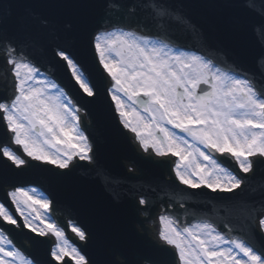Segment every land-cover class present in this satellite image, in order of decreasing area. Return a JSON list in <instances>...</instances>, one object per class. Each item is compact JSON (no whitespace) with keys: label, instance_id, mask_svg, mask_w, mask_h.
Wrapping results in <instances>:
<instances>
[{"label":"rangeland","instance_id":"rangeland-1","mask_svg":"<svg viewBox=\"0 0 264 264\" xmlns=\"http://www.w3.org/2000/svg\"><path fill=\"white\" fill-rule=\"evenodd\" d=\"M132 42H134V44H132ZM121 43L125 45L124 54H122L120 50ZM97 46L102 63L105 66L107 65L108 69H120V75L118 77L119 85L117 89L115 88L113 91V95L119 106L123 103L128 111L132 110L129 104H127V100L124 98V92L128 93L129 97H127V99L130 100V94L142 92L143 90L149 91L155 87L159 90L157 91L159 95L167 102L168 109L172 114L179 115L181 120L187 118L207 123L208 128L200 131H193L188 142L180 141V144L172 143L160 151L164 153L175 150L174 152H180L181 154L189 153L191 159H187V166H184L185 170L186 167H189L192 173L199 175L203 168V175L205 172L208 173V175H204L205 179L217 178L215 172L210 171L208 167H199L197 165L201 164L200 162L205 163V155L200 152L203 141L206 144L217 145L219 147H222L229 141L233 147L245 149L248 142L252 139L255 142V150L264 153V134L260 139L259 134L246 132L242 127L245 122L253 121L252 115L256 116L258 113L256 102L249 96L248 92L245 93L242 89L237 91L236 88L239 89L242 87L236 86L233 82H229V90L236 93V99H239V102H236V105H232L230 102L223 105L217 85H219V82L223 84L225 81L223 78H217L219 82L215 81L213 77H209L210 75L206 70H204L205 73H201V75L196 78L192 76V79H188L189 71L187 70L184 71V76L187 77L185 79L180 78L178 74H169L166 70H168L167 66L170 65L171 60H174L171 56L168 57L167 60L162 59L160 56L156 57L159 61H155L156 64H153L149 53L150 51H141L139 42L131 41V39L128 40L126 38L123 39L117 35L101 38ZM192 63H194L192 69L197 70L191 73H196L203 69L201 64L195 61H192ZM170 77L174 78L176 83L181 84L185 92H187L186 103L183 104V106H176L173 100L175 98L174 85L166 81ZM30 78L35 80L34 83L43 80L41 77L35 75H31ZM199 80L209 82L214 86L215 90H217L213 103L206 110L196 109L192 95L188 91V87ZM34 83L26 88L21 82L17 104L10 110L9 117L12 123L20 127L24 132L25 138L27 139L24 140L21 134L20 139L24 141L26 151L30 156L42 161H49L64 166L69 158L77 155L83 156V148L80 146L81 143L73 141L71 145L67 146L62 143H57L61 142L57 137L63 134V131L68 133L75 130L74 116L71 114L72 110L70 106L68 107L67 101L61 95L59 96L60 93L53 85L46 84L45 86H41ZM242 93L245 96L247 95V99L241 96ZM227 94L228 92H226V95ZM55 95H58V97ZM34 96L38 97L37 101L39 105L33 101L32 98ZM54 96L57 98L53 99ZM227 98V101L230 100L233 102L230 96L227 95ZM39 106L41 109L45 110L41 113H45L47 118L56 117L52 127H48V130H46V128L42 126V122L37 119L36 111L39 109ZM48 108L50 111L57 110L59 114L53 112L50 113L52 116H49L47 114V111H49ZM149 112V115L144 116L138 113L132 115L131 123L137 131L143 130L144 132L149 128L156 130V128L159 127L160 121L156 116H159V114L154 112L152 107H150ZM137 115L140 118H137ZM159 118L161 119V124L164 123V120L160 116ZM68 135L74 137V134L68 133ZM259 139L260 141H258ZM206 164L211 165V163L207 162ZM30 193L32 194H29V191H23V194L27 198L26 202H22L24 204L23 206L19 203L17 204L19 212L25 218L23 221L33 231L40 233L53 231L55 235H58L49 224L48 218H46V202L39 197L36 192L30 191ZM24 206H27V210L22 208ZM25 211H27V213ZM201 229L205 230V233L214 236L208 228L206 229L203 227ZM194 237L198 238L200 242L196 243ZM173 238L175 240V247L180 254L182 264H261L257 259H254L251 254H246L244 249L230 248L222 241L220 244H217L215 240L208 241L206 237L202 238L195 230H190L183 234L180 233ZM59 239L62 245L66 244L63 238L59 237ZM211 253L215 256L213 258H207L206 255H210ZM21 261L24 263L26 262L17 252L11 249L0 236V264H23Z\"/></svg>","mask_w":264,"mask_h":264},{"label":"water","instance_id":"water-1","mask_svg":"<svg viewBox=\"0 0 264 264\" xmlns=\"http://www.w3.org/2000/svg\"><path fill=\"white\" fill-rule=\"evenodd\" d=\"M78 1L79 4H85L90 9L89 14L93 17L95 13L94 7L91 5H96L95 1ZM125 1H127V11L135 15L134 17H142L148 14L151 18L165 21L170 19L168 22L177 26L173 21V16L171 18L166 16L167 19L165 18L164 13L166 11L162 12L164 7L161 5V8L156 0V9L155 7L153 9L152 7L140 6L145 5L147 0ZM165 3L168 11L177 8V11L181 10L184 12L185 19L189 20L190 23L192 22V28L199 34L200 40L205 43L211 42L213 46L220 49V54L230 62L252 70L263 63L261 60H264V50L259 47L255 32L258 31L264 36V22L259 15L247 9L243 0H225L224 3H221L220 0H166ZM215 3L217 6H215ZM30 9L36 15L32 18V22L26 28V31H33L43 21V15L50 14L51 4L48 0H36L31 2ZM77 24L76 32L82 35L85 28L81 27L82 24L79 21ZM16 26V24H10L7 30H18ZM244 29L247 31L241 32ZM23 32L25 33V29ZM32 45L38 46L39 43L33 40ZM85 47L88 49L87 46ZM45 53L51 55V47H46ZM71 71H73L72 68ZM90 101H80V103L89 118V125L85 127V131L95 148L94 160L100 162L97 166L99 169L97 175L84 176L85 179L83 180L80 175H75L72 172L59 175L49 171L47 168L42 169L38 165L32 164L25 170V176L28 175L27 177L15 179L13 174H7L12 171L10 166H0V184L2 186H14L32 183L48 192L55 203V210L71 216L86 230L88 244L87 247H82L81 251L87 256L95 255L92 264H101V259H96V256H98L96 248L102 245L103 239L112 243V246L115 247L119 256L123 259V264H141L142 260L148 264H174L172 254L166 250H161L158 246L157 248L153 247L150 252H143L136 259L131 260L129 258V249L132 245L125 233V227L128 229L127 226L134 221L138 214L135 209L133 196L140 195L150 203L153 201L155 193L163 185H169V188H172V182L163 180V173L152 171L150 174H146L147 182L136 180V186L132 182L121 183L128 178L123 177V170L118 166L122 155L115 159L106 155L108 152L106 145L109 143V139L105 132L110 136L112 151H115L117 144L121 142L120 136L115 133L109 110L105 109L103 102L98 101L93 105ZM0 144H2V141H0ZM120 151L124 152L123 150ZM130 164L132 165V163ZM134 167L140 175L148 170V166L142 161L139 162V167L136 165ZM81 173L84 172L82 171ZM151 186H154L157 191L150 190ZM171 190L175 191V188L173 187ZM86 192L89 193L92 202L96 205L94 212L96 216L89 220L84 216L86 213L83 212L84 208H82L83 204L81 203V195ZM259 192L260 190L257 193L259 194ZM130 194L132 197H129L131 196ZM108 204L109 209H113V211L116 206L115 213H112L115 215L109 218L111 225H113V228H111L112 232L110 231L111 234L106 227L105 215L103 216L104 208ZM147 210L151 211V209ZM59 224L62 225V222H59ZM26 238L34 244H42L40 245L41 256L38 261L42 264H51L48 259L49 243L44 240L37 241L25 234ZM153 252L157 255L155 259Z\"/></svg>","mask_w":264,"mask_h":264},{"label":"bare ground","instance_id":"bare-ground-1","mask_svg":"<svg viewBox=\"0 0 264 264\" xmlns=\"http://www.w3.org/2000/svg\"><path fill=\"white\" fill-rule=\"evenodd\" d=\"M118 36V37H121V38H126L127 37V35H124L123 33H113V34H111L110 36L111 37H113V36ZM149 43H151V42H149ZM132 44H134V42H132ZM132 44H131V46H132ZM139 44H140V47H141V51H150V50H148V49H146V47H145V43H142V42H139ZM152 45H153V48H152V50L149 52L150 53V57H151V60H152V62H153V64H156L155 63V61H159V59L158 58H156V57H161L162 59H164V60H166V58L167 57H169V56H171V55H173V59H176L175 60V62H176V67H175V71L177 72V73H179V72H182L186 67H188L189 66V63H191V61L190 62H188V59H187V61H185V58H195L194 56H192V55H185V54H181V53H178V54H176V53H173V52H171V51H169L168 49H165L164 47H162L161 45H159V44H154V43H151ZM173 53V54H172ZM149 55V54H148ZM156 58V59H155ZM197 58V57H196ZM203 64V63H202ZM205 64V63H204ZM206 65V64H205ZM207 66V65H206ZM208 67V66H207ZM190 70V69H189ZM21 72V75H20V78H18L17 79V85L18 84H20L21 83V79H23V86H25L26 88H28V86L30 85L29 84V77H27L26 75L27 74H29V75H32V73H31V71L27 68V67H23V66H20V65H15L14 66V70H13V74H15V76L17 77L18 76V74ZM201 71H197L196 73H191V72H189V77H190V75L192 76V74H193V76H196V75H198V74H200L201 75ZM23 75V76H22ZM209 75L211 76V77H213L214 79H217V78H221V77H224L223 75H221L220 73H218V72H216L215 70L213 71V73H209ZM220 75V76H219ZM234 83H235V85L236 86H238V85H245V83L244 82H242V81H234ZM34 84H36V85H41V86H45L47 83L46 82H44V81H38L37 83H34ZM240 85V86H241ZM19 86V85H18ZM46 90H49V89H47V88H45ZM54 92V91H53ZM59 93H60V91H58ZM60 95H62L61 93L59 94V96ZM55 96H57L58 97V95H55ZM53 97V99H56L57 97ZM63 96V95H62ZM37 96H34L32 99H33V101L36 103V104H38L39 105V103H38V101H37ZM16 103V102H15ZM14 105V104H13ZM259 105H261V103L259 102ZM49 109V108H48ZM42 111H45V110H43V109H41L40 108V106H39V109L36 111V116H37V119H39L40 120V122H42V126L44 127V128H46V130H48V127H52V125H53V122L56 120V117L55 116H53V118H47L46 117V115H45V113L43 114V113H41ZM49 111H50V109H49ZM47 111V114L49 115V116H52V114H50V113H53V112H55V113H57V114H59L58 113V111L57 110H54V111ZM74 112V111H73ZM74 115V114H73ZM5 117H6V121H7V124H8V128H9V130L10 131H13V143H14V145L15 146H18V147H20L21 149H22V151H25V145H24V141L23 140H21L20 139V134H21V137H23V139L25 140V139H27V138H25V134H24V132L20 129V127H19V133H18V130L16 129V127H15V125L12 123V121H10V119L7 117V113L5 112ZM74 120L76 121V117L74 116ZM257 120H259V122L261 123V125L262 126H264V119L262 118V116H261V113H260V117H259V119H257ZM64 133L63 134H61L59 137H57L58 139H60V141L62 142V143H68L69 142V136H68V133H71V134H74L75 135V142L76 143H79V142H81L83 145H84V148H85V151H87V148L85 147V142H86V140H85V138H84V136L82 135V134H79V132L78 133H76L77 131H76V129L75 130H73L72 132H66V131H63ZM74 141V140H73ZM4 154H5V152H4ZM5 156H7V157H9V155L6 153V155ZM12 158V157H11ZM12 160H13V162H15V159H13L12 158ZM16 164H18V163H16ZM219 172L222 174L221 176H219V177H217V179H215V180H212V182L211 183H208L207 185L211 188V189H215V188H218V189H221V187H235L236 185H237V183H236V181L232 178V177H230V176H228L227 174H225V172L224 171H222L221 169H219ZM180 180L183 182V183H187V184H194V182L192 181V183L189 181H187V180H183L181 177H180ZM185 181V182H184ZM224 181V182H223ZM195 186V185H194ZM29 191V194H32V193H30V191H32V190H27V191H24V192H28ZM9 197H10V199H11V201H12V203L16 206V202L17 203H20L21 204V202H26V197H25V195L23 194V191H18V190H16L15 192H12L11 194H9ZM21 207V206H20ZM22 208H25L26 210H27V206L25 207H22ZM17 209V208H16ZM1 210V209H0ZM26 213H27V211H25ZM0 214H1V217L3 218V220L5 221V222H8V223H15L14 222V220H13V218L12 217H10L9 216V214H8V212L6 211V210H4V211H0ZM168 221L167 220H163V221H161V228H162V235H163V237L165 238V239H167V241L169 242V243H175V240H174V238L173 237H176L177 235H178V233H175L173 230H172V227H170L169 226V224L167 223ZM201 228H203L202 226H200V227H194V230L199 234V235H201L202 236V238H204V237H206V240H208V241H211V240H215L217 243H222L221 242V240L219 241V238L220 237H218L217 235H216V237H215V239H213V236L211 235V234H209V233H205V230H203V229H201ZM196 229H199V230H196ZM2 240L4 241V239L2 238ZM202 240V239H201ZM204 240V239H203ZM200 240L197 238V239H195V242H199ZM237 247H240L239 246V244H234V246H232V247H230V248H237ZM213 253H211V255H207V258H213L215 255L213 254ZM52 256H53V258L56 260V261H60L64 256H67V257H69V259L74 263V264H82L83 262H84V260H83V258L82 257H80L72 248H69V247H67V246H63V247H60V248H56L54 251H53V253H52ZM21 263H23V264H25L24 262H22L21 261Z\"/></svg>","mask_w":264,"mask_h":264}]
</instances>
